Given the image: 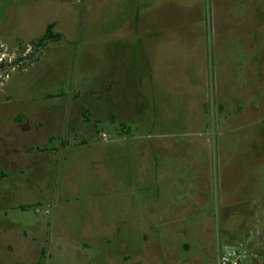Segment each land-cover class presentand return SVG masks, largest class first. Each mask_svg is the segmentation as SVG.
<instances>
[{
	"label": "rangeland",
	"instance_id": "obj_1",
	"mask_svg": "<svg viewBox=\"0 0 264 264\" xmlns=\"http://www.w3.org/2000/svg\"><path fill=\"white\" fill-rule=\"evenodd\" d=\"M228 249L264 264V0H0V264Z\"/></svg>",
	"mask_w": 264,
	"mask_h": 264
},
{
	"label": "crops",
	"instance_id": "obj_2",
	"mask_svg": "<svg viewBox=\"0 0 264 264\" xmlns=\"http://www.w3.org/2000/svg\"><path fill=\"white\" fill-rule=\"evenodd\" d=\"M136 31H137V29H136ZM120 45L121 46H125V47L128 48L125 53H127V54H129V53L130 54H133L134 53V54L138 55L140 58L143 59V62H145V64L147 66H149L148 63L151 62V60H150L151 55L153 53H156V55H158V49L157 48H161L163 44H161L159 41H155V40H152V41L151 40H145V41H138L137 44H134L133 43L131 45L129 44L128 41L118 42V46H120ZM131 49H133V50L131 51ZM120 53H121V51H120ZM158 56L160 57L161 55H158ZM163 75L165 76V74H163ZM130 77H131V83L133 82V86L132 87L135 90L136 96H137V94L140 96V93H143L144 95L149 96V95H151V94H153V93H155L157 91V87L155 86V84H153V85L151 84V86H150L149 85L150 83L144 82L143 80L151 79V78L152 79L153 78H156L158 80V78H160V76L158 74H152L151 72H146L145 69H143V72L132 73V76H130ZM178 77L179 76L176 75V74H171L169 78L170 79H173V78H178ZM159 88H160V86H159ZM154 89H156V90H154ZM140 101H141L140 103L143 106V104H144L143 98ZM128 109H130V110H128ZM76 111H78L77 116L80 114V116H83L84 118H85L86 115H88V113L90 114V111L85 106L79 107L78 110H76ZM127 111L129 112V114L131 112H132V114H134L133 112H135L134 109H133V107L132 108L131 107H126L124 110L121 111V113H120L119 116H115L114 113H110L109 118L112 119V120L115 119V118H117V119L118 118H123V119H119L120 121L121 120H126V117H131V115H132V114H130L128 116L127 115ZM68 116L70 118L71 116H74V115H68ZM75 118H77V117H75ZM128 120H131V119H128ZM77 122H81V120L78 118V121ZM123 125H124L123 123H120L119 126H123ZM50 139L52 141L54 140L52 137ZM61 142H63L62 145H61V147L63 148V146L66 145L67 141L66 140H61ZM49 149H51V150L54 151V150H57L58 148H55V146L51 145V147ZM42 252H44V251L43 250H40L39 251V254H41Z\"/></svg>",
	"mask_w": 264,
	"mask_h": 264
},
{
	"label": "built area",
	"instance_id": "obj_3",
	"mask_svg": "<svg viewBox=\"0 0 264 264\" xmlns=\"http://www.w3.org/2000/svg\"><path fill=\"white\" fill-rule=\"evenodd\" d=\"M103 139H106V134H101ZM241 260L236 249H228L219 253L216 264H238Z\"/></svg>",
	"mask_w": 264,
	"mask_h": 264
},
{
	"label": "trees",
	"instance_id": "obj_4",
	"mask_svg": "<svg viewBox=\"0 0 264 264\" xmlns=\"http://www.w3.org/2000/svg\"><path fill=\"white\" fill-rule=\"evenodd\" d=\"M54 28V24L50 23L46 26L44 33L42 36L37 40L36 45L41 46L45 41H48L50 39H56L59 36L58 35H53L52 30ZM40 256H43V252L40 254ZM34 264H42V259L38 258Z\"/></svg>",
	"mask_w": 264,
	"mask_h": 264
}]
</instances>
